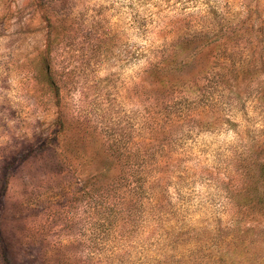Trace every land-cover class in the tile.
<instances>
[{"label":"rangeland","instance_id":"rangeland-1","mask_svg":"<svg viewBox=\"0 0 264 264\" xmlns=\"http://www.w3.org/2000/svg\"><path fill=\"white\" fill-rule=\"evenodd\" d=\"M264 0H0V264H264Z\"/></svg>","mask_w":264,"mask_h":264},{"label":"trees","instance_id":"trees-1","mask_svg":"<svg viewBox=\"0 0 264 264\" xmlns=\"http://www.w3.org/2000/svg\"><path fill=\"white\" fill-rule=\"evenodd\" d=\"M259 173H261V175H260V176H262V175L264 174V168H263V167H261V168H260V171H259ZM262 178H264V177H262Z\"/></svg>","mask_w":264,"mask_h":264}]
</instances>
